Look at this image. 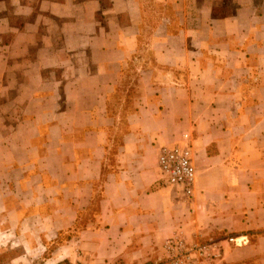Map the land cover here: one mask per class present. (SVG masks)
Instances as JSON below:
<instances>
[{
	"label": "crops",
	"instance_id": "crops-1",
	"mask_svg": "<svg viewBox=\"0 0 264 264\" xmlns=\"http://www.w3.org/2000/svg\"><path fill=\"white\" fill-rule=\"evenodd\" d=\"M163 1L171 13L142 41L140 7L112 0L121 26L78 31L64 53L40 44V76L65 57L84 65L66 82L8 90L5 264H159L175 235L222 246L204 264H264V0H229L226 15H215L218 0ZM130 65L137 79L122 132ZM184 133L196 169L190 198L162 183L156 165L160 146ZM237 236L248 241H228Z\"/></svg>",
	"mask_w": 264,
	"mask_h": 264
},
{
	"label": "rangeland",
	"instance_id": "rangeland-1",
	"mask_svg": "<svg viewBox=\"0 0 264 264\" xmlns=\"http://www.w3.org/2000/svg\"><path fill=\"white\" fill-rule=\"evenodd\" d=\"M127 3L133 9L139 6L142 10V41L148 39L162 11L170 14L172 7L171 1L163 0H127ZM230 3L229 0H218L215 15L230 14ZM111 4L112 0H0V88H3L0 97L1 122L14 121V118H8L9 112L5 111L3 105L8 90L14 91L15 85L21 83L36 90L40 88V78H55L66 82L70 68L84 66L80 61L75 64L76 60L69 61L65 57L44 68L40 76V44L48 46L49 50L64 53V41L78 38V31L93 26L104 30L111 23L115 27L121 26L126 19L112 12ZM86 5L92 12L88 19L85 16ZM143 47L145 52L146 45ZM136 79V70L130 65L119 85L120 88L131 89L130 98H133ZM119 95L120 92L115 97ZM5 261V256H0V264H5ZM39 263L40 259H35L30 264Z\"/></svg>",
	"mask_w": 264,
	"mask_h": 264
},
{
	"label": "built area",
	"instance_id": "built-area-1",
	"mask_svg": "<svg viewBox=\"0 0 264 264\" xmlns=\"http://www.w3.org/2000/svg\"><path fill=\"white\" fill-rule=\"evenodd\" d=\"M190 135L184 133L181 141L160 146L156 165L162 183L174 186L183 198H190L194 192L196 169L192 162L189 144ZM228 241L236 245L245 244L246 236L230 237ZM164 256L159 264H204L221 258L222 246L212 242H188L184 237L175 235L163 244ZM73 264H85L76 261Z\"/></svg>",
	"mask_w": 264,
	"mask_h": 264
},
{
	"label": "trees",
	"instance_id": "trees-1",
	"mask_svg": "<svg viewBox=\"0 0 264 264\" xmlns=\"http://www.w3.org/2000/svg\"><path fill=\"white\" fill-rule=\"evenodd\" d=\"M119 89H121V88H119ZM131 90V89H130ZM129 88H128V94H127V100H128V103L126 104V106H125V108H124V110H123V114H122V119H121V123H122V128H121V131L122 132H125V131H127V128H126V120H125V113H126V111L129 109V101H131L133 98H130V96H129ZM119 91V90H118ZM131 106V105H130ZM120 131V132H121ZM61 264V263H60Z\"/></svg>",
	"mask_w": 264,
	"mask_h": 264
}]
</instances>
